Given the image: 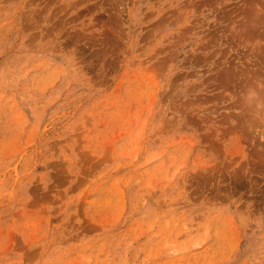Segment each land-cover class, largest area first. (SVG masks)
Here are the masks:
<instances>
[{
	"label": "rangeland",
	"instance_id": "374dc122",
	"mask_svg": "<svg viewBox=\"0 0 264 264\" xmlns=\"http://www.w3.org/2000/svg\"><path fill=\"white\" fill-rule=\"evenodd\" d=\"M0 264H264V0H0Z\"/></svg>",
	"mask_w": 264,
	"mask_h": 264
}]
</instances>
